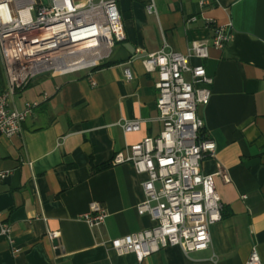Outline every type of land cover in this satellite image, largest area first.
Masks as SVG:
<instances>
[{
  "label": "crops",
  "instance_id": "0c3cea01",
  "mask_svg": "<svg viewBox=\"0 0 264 264\" xmlns=\"http://www.w3.org/2000/svg\"><path fill=\"white\" fill-rule=\"evenodd\" d=\"M117 8L125 37L100 61L108 66L37 75L13 92L12 108L36 105L20 133L0 136V228L7 224L12 240L0 232V264H246L253 249L264 264V0H117ZM207 19L232 33L222 48L209 45L206 58H190L212 78L197 114L216 148L201 171L214 174L219 165L228 178L213 176L222 217L209 227L205 249L166 246L141 261L118 255L103 241L153 221L136 211L145 175L128 162L110 163L109 127L141 119L138 131L124 132L127 145L158 133L157 90L142 59L208 43ZM5 83L0 59V92ZM91 201L107 211L93 227L79 218Z\"/></svg>",
  "mask_w": 264,
  "mask_h": 264
},
{
  "label": "built area",
  "instance_id": "2783aa9c",
  "mask_svg": "<svg viewBox=\"0 0 264 264\" xmlns=\"http://www.w3.org/2000/svg\"><path fill=\"white\" fill-rule=\"evenodd\" d=\"M153 10V3L147 5L149 13ZM195 20V15L187 19ZM205 26L211 31L208 43L192 42L183 54L161 49L142 59L157 90L158 133L127 145L124 132L138 131L141 119L109 127L114 149L110 163L128 162L145 175L136 211L153 221L149 228L103 241L118 255L133 253L141 261L166 246L177 245L185 252L205 249L210 241L209 227L222 217L213 176L225 182L228 178L219 165L214 174L201 171L202 160L213 157L216 148L201 132L204 124L197 114V107L209 100L212 78L201 61L191 63L190 58H206L209 45L222 48L232 33L210 19ZM124 37L117 0H0V59L6 79L0 92V136L20 133L22 122L36 105L27 102L22 110L12 108L10 99L16 89L39 74L55 77L97 65ZM89 55H94L93 62L65 68L68 61ZM122 74L127 81L132 79L128 67ZM4 176L1 171L0 179ZM106 216L105 207L91 201L79 218L93 227ZM0 232L12 242L7 224L1 225ZM16 251L12 247V252ZM246 264H262L254 249Z\"/></svg>",
  "mask_w": 264,
  "mask_h": 264
},
{
  "label": "bare ground",
  "instance_id": "6f19581e",
  "mask_svg": "<svg viewBox=\"0 0 264 264\" xmlns=\"http://www.w3.org/2000/svg\"><path fill=\"white\" fill-rule=\"evenodd\" d=\"M94 55H89V56H83V59H79V61H74L70 60L68 63L65 65L66 69H73L81 65H86L94 61Z\"/></svg>",
  "mask_w": 264,
  "mask_h": 264
},
{
  "label": "trees",
  "instance_id": "16d2710c",
  "mask_svg": "<svg viewBox=\"0 0 264 264\" xmlns=\"http://www.w3.org/2000/svg\"><path fill=\"white\" fill-rule=\"evenodd\" d=\"M108 64H109L108 62H99L97 65H94V66L90 67V69H95V68L108 66Z\"/></svg>",
  "mask_w": 264,
  "mask_h": 264
},
{
  "label": "water",
  "instance_id": "95a60500",
  "mask_svg": "<svg viewBox=\"0 0 264 264\" xmlns=\"http://www.w3.org/2000/svg\"><path fill=\"white\" fill-rule=\"evenodd\" d=\"M39 75H41V74H39ZM37 76V75H36ZM53 244L55 245V246H57V240L56 239H53Z\"/></svg>",
  "mask_w": 264,
  "mask_h": 264
},
{
  "label": "rangeland",
  "instance_id": "374dc122",
  "mask_svg": "<svg viewBox=\"0 0 264 264\" xmlns=\"http://www.w3.org/2000/svg\"><path fill=\"white\" fill-rule=\"evenodd\" d=\"M47 0H43V2H46ZM74 1H79V0H74ZM41 75H45V74H41ZM42 78V77H41Z\"/></svg>",
  "mask_w": 264,
  "mask_h": 264
}]
</instances>
